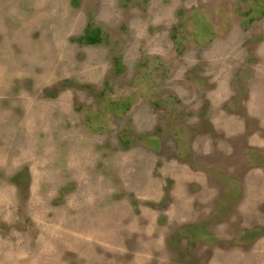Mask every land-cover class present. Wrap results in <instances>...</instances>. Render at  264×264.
Masks as SVG:
<instances>
[{
  "label": "rangeland",
  "instance_id": "obj_1",
  "mask_svg": "<svg viewBox=\"0 0 264 264\" xmlns=\"http://www.w3.org/2000/svg\"><path fill=\"white\" fill-rule=\"evenodd\" d=\"M0 264H264V0H0Z\"/></svg>",
  "mask_w": 264,
  "mask_h": 264
}]
</instances>
